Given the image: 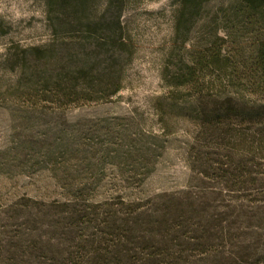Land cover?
<instances>
[{
    "label": "rangeland",
    "instance_id": "rangeland-1",
    "mask_svg": "<svg viewBox=\"0 0 264 264\" xmlns=\"http://www.w3.org/2000/svg\"><path fill=\"white\" fill-rule=\"evenodd\" d=\"M99 1L101 9L105 0ZM234 5V0H210L180 27L177 0H125L121 20L129 41L120 91L107 102L42 108L30 99L36 91L30 86L42 75L32 69L36 58L52 69L54 56L71 63L82 52L68 56L66 44L73 37L54 33L45 0H0V236L60 243L50 222L65 209L49 202L67 195L80 200L71 222L89 236L101 228L92 222L107 219L116 208L121 216L158 215L163 199L190 196L240 225V263L264 258V226L255 219H264V167H259L264 155L242 154L256 150L259 137L246 126L228 136L224 127L219 137L210 135L199 127L197 98L176 79L211 46L223 59L249 52L253 36L238 24L229 29L237 23ZM58 73L53 70V77ZM222 92L202 97L200 106L209 112L225 94H238L230 86ZM47 94L38 93V99ZM234 153H240L237 161L248 163L240 190L226 186L221 171L203 167L204 162L221 164ZM120 200L123 204L115 205ZM219 250L229 253L232 246ZM41 254L29 264H51L58 256ZM206 255L183 254L200 260Z\"/></svg>",
    "mask_w": 264,
    "mask_h": 264
},
{
    "label": "trees",
    "instance_id": "trees-1",
    "mask_svg": "<svg viewBox=\"0 0 264 264\" xmlns=\"http://www.w3.org/2000/svg\"><path fill=\"white\" fill-rule=\"evenodd\" d=\"M208 1L177 0L180 10L178 26H186L200 6ZM234 1L233 13L237 23L230 24L229 29L238 24L244 34L253 36L249 52L233 60L223 59L219 48L211 46L195 59L193 66L182 69L176 79L178 84L189 87L197 98L193 104L199 127L202 125L210 135L218 137L223 132L230 135L237 126L254 129L259 137L256 150L249 149L242 154L256 152L264 155V0ZM124 2L105 0L100 9L99 0H45L48 22L54 33L73 37L72 44H66L68 56L73 50L82 54L71 63H64L62 57L54 56L56 61L52 69L48 61L42 63L40 57L36 58L32 69L42 75L30 86L36 89L30 98L32 106L44 108L48 105L107 102L120 91L129 41L121 20ZM55 69L60 73L53 77ZM226 86L238 94L235 97L225 94L219 105L209 112L200 106L202 97L223 94ZM43 91H47L48 96L38 99V93ZM223 127L226 128L224 131ZM239 155L234 153L227 161L215 166L213 162H204L203 167L221 171L226 186L240 190L247 181L248 163L237 161L235 158ZM259 167H264V163H259ZM260 175L262 181L264 172ZM79 204V198L69 195L63 201L49 202L50 206L61 205L65 209L64 216L50 222L60 243L49 245L26 236H0V264H29L39 260L44 252L58 254L51 258V264H242L237 256L241 248L236 244L242 235L236 232L240 225L235 220L227 222L213 213L209 204L200 206L190 196L178 201L163 199L156 210L158 215L121 216L116 208L107 219L92 222L93 228L99 225L101 228L91 236L81 233L78 222H71ZM121 204L120 200L115 205ZM255 219L264 226L263 217ZM227 243L232 246V251L222 253L219 247ZM187 251L207 255L202 260L194 259L183 256ZM60 254L68 256L59 258ZM256 254L254 251L250 257ZM263 259L259 255L253 262L264 264Z\"/></svg>",
    "mask_w": 264,
    "mask_h": 264
}]
</instances>
